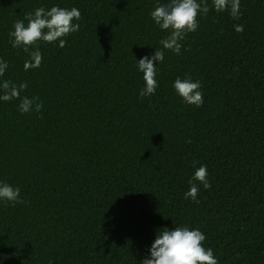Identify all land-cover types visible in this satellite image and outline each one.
Listing matches in <instances>:
<instances>
[{
    "label": "trees",
    "instance_id": "obj_1",
    "mask_svg": "<svg viewBox=\"0 0 264 264\" xmlns=\"http://www.w3.org/2000/svg\"><path fill=\"white\" fill-rule=\"evenodd\" d=\"M168 2L0 0V82L43 102L22 114L0 100V183L25 201L0 200V264H142L175 226L199 229L218 264H264V0H240L239 19L207 0L141 98L137 61L169 34L150 13ZM54 6L77 8L79 31L63 48L39 42L41 66L25 71L13 23ZM178 78L200 82L202 106L177 94ZM200 166L211 188L196 182L185 199Z\"/></svg>",
    "mask_w": 264,
    "mask_h": 264
},
{
    "label": "clouds",
    "instance_id": "obj_2",
    "mask_svg": "<svg viewBox=\"0 0 264 264\" xmlns=\"http://www.w3.org/2000/svg\"><path fill=\"white\" fill-rule=\"evenodd\" d=\"M212 6L217 13L229 11L233 19H239L240 0H212ZM210 8L207 0H169L166 4H157L150 13L153 21L162 31L169 34L160 41L161 48L151 57L145 56L137 61L138 69L143 74L145 87L140 91V97H150L156 93L158 82L156 80L157 62L162 63L165 58V50L179 55L181 53V41L188 33L195 32L199 27L198 16L202 13L207 16ZM81 19V12L73 7L70 10L60 7H52L46 10L43 7L37 8L34 13L26 14L24 20H17L13 23V30L9 33L10 43L14 48L22 49L29 55L25 61L24 70L29 71L41 66L42 54L38 49L39 42L54 43L59 41L63 48L66 41L62 37L78 32L80 25L73 23ZM27 21V24H25ZM237 32L243 31V26L235 25ZM37 46L33 50V46ZM142 47V46H141ZM8 68L7 62L0 59V77L5 75ZM28 87L26 82L20 84L8 80L0 82V100H20L18 110L22 114L32 111L40 113L43 109V102L38 97H22L21 93ZM177 94L189 105L200 107L203 104V92L200 90V82H193L191 78L176 79L173 85ZM191 141H189L190 143ZM207 167L200 166L195 170L190 183L189 191L185 199L191 198L196 201L199 182L207 190L211 184L207 179ZM0 200L7 203L23 204L20 199V189L13 188L6 183H0ZM198 202V201H197ZM205 235L199 230H190L188 227H176L174 230L167 228L158 232L157 238L150 248V258L142 261V264H218L214 257L213 250L203 246Z\"/></svg>",
    "mask_w": 264,
    "mask_h": 264
}]
</instances>
